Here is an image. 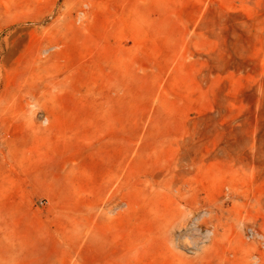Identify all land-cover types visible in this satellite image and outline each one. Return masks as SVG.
<instances>
[{"label": "rangeland", "instance_id": "rangeland-1", "mask_svg": "<svg viewBox=\"0 0 264 264\" xmlns=\"http://www.w3.org/2000/svg\"><path fill=\"white\" fill-rule=\"evenodd\" d=\"M264 0H0V264H264Z\"/></svg>", "mask_w": 264, "mask_h": 264}, {"label": "built area", "instance_id": "built-area-1", "mask_svg": "<svg viewBox=\"0 0 264 264\" xmlns=\"http://www.w3.org/2000/svg\"><path fill=\"white\" fill-rule=\"evenodd\" d=\"M246 235L248 238L258 239L264 243L263 236L253 226L246 227Z\"/></svg>", "mask_w": 264, "mask_h": 264}]
</instances>
